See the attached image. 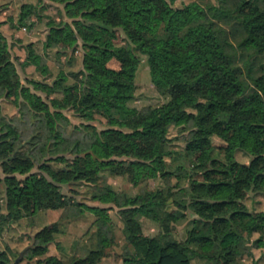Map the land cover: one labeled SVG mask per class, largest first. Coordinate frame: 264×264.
I'll use <instances>...</instances> for the list:
<instances>
[{"label": "trees", "instance_id": "16d2710c", "mask_svg": "<svg viewBox=\"0 0 264 264\" xmlns=\"http://www.w3.org/2000/svg\"><path fill=\"white\" fill-rule=\"evenodd\" d=\"M50 1L75 14L64 23L69 43H81L83 78L61 89L55 82L35 78H26L27 83H23L0 32V98L14 102L22 119L30 123L23 137L14 117L0 115V180L6 219L21 218L42 191L49 195L44 207L62 208V217L70 199L60 186L76 180L96 182L101 172L128 175L134 183L158 174H175L164 168V156L172 152L164 145L170 126H180L187 134L188 151L207 152L206 133H210L226 142V160L214 169L218 175L209 180L202 196L190 194L187 206L199 216L190 221L182 241L166 232L157 236L132 232L142 213L158 217L164 209L166 203L159 200L157 189L127 195L114 190L105 179L98 184L93 198L116 206L124 225L127 244L120 255L123 264H191L188 250L204 258V264H238V257L252 255L251 247L260 246L261 237L250 242L249 236L263 232L264 213L242 208L237 192L247 189L264 193V156L242 163L234 154L236 150L250 153L255 143L264 140V0H234L231 4L217 0L208 6L212 15L239 26V46L247 54L243 69L248 84L240 81L235 58L225 52L232 44L203 20L192 4L175 6L174 0ZM36 7L21 4L18 24L26 25L31 15L39 17ZM159 27L164 36L149 39ZM118 29L127 46L115 43ZM183 31L188 38L174 42ZM139 54L146 55L151 80L166 99L137 111L126 102L134 97ZM111 58L123 67H108ZM50 90L61 94L51 104L38 93L49 94ZM96 105L137 114V121L126 130H98L83 122L71 126L63 112L72 108L79 116L91 119ZM69 126L76 135L70 158L58 150ZM51 161L63 165L54 168ZM174 203L184 206L179 200ZM102 209L97 208L100 213ZM43 232L34 233L32 244L20 253L17 262L96 264L102 257L99 246L83 256L66 259L49 254L47 244L40 241ZM60 248L56 244V249ZM212 248L215 253L209 252ZM2 263L13 264L0 250Z\"/></svg>", "mask_w": 264, "mask_h": 264}, {"label": "rangeland", "instance_id": "374dc122", "mask_svg": "<svg viewBox=\"0 0 264 264\" xmlns=\"http://www.w3.org/2000/svg\"><path fill=\"white\" fill-rule=\"evenodd\" d=\"M1 2L0 7L10 4L6 9L11 18L14 12L17 17L21 4H35L39 17L31 15L26 25L18 24V18L14 23L15 30L8 43L11 57L15 61L20 79L23 83L26 78H35L54 83L57 89L68 84L78 82L83 78L82 72V48L81 43L70 44L68 41V27L64 22H70L75 17L73 11L65 10L63 4L51 2L50 0H6ZM217 0H174L175 6L192 4L193 9L198 12L203 20L209 22L216 30L232 44L225 48V52L235 58L239 66V77L243 84H248L243 69V61L247 54L239 46L241 30L238 25L230 19L214 16L208 6L215 4ZM234 0H229L231 4ZM12 18V19H13ZM164 36L162 27H159L155 34L149 39ZM188 38L187 32L183 31L173 41H185ZM115 43L127 46L123 32L116 31ZM161 63L165 60L158 56ZM107 66L113 69H120L123 64L117 59L111 58ZM44 67V70L41 68ZM90 82V79H87ZM135 92L134 97L126 102L127 107L137 111L146 106H156L165 101L154 86L146 55L139 54V61L134 75ZM38 93L51 104L61 94L58 91L50 90L49 94L44 91ZM63 112L68 116L70 125L83 122L94 125L98 130L106 127H121L124 130L137 121V114H125L114 110H108L102 105H96L92 109V118L81 117L72 108H66ZM0 115L6 118L14 117L20 126L23 137L29 131V121L22 119V112L9 98H0ZM71 126L63 136L58 147L60 153L70 158V151L75 142L76 135L71 133ZM187 134L180 126H170L168 139L164 145L165 149L172 151L164 156V168L174 170L175 174H158L134 183L128 175H114L100 173L96 182L76 180L60 186L61 191L69 198L70 203L67 210L62 208L48 210L44 207L49 198L46 191H42L37 201L29 206L25 214L15 221H9L5 217L3 184L0 180V250L5 251L13 264H27L26 260L17 262L20 253L33 241V235L38 230H44L40 239L41 243L54 250L56 244L60 249H71L78 252V255L87 254L89 249L99 246L104 254L110 255L116 261H120V255L126 251V238L123 232V222L118 213V208L111 203H103L93 198L100 182L105 179L112 185L114 190L127 195H135L144 190H158V198L166 203L158 217L152 214L142 213L139 216V223L132 228L133 233L145 236H157L161 232L169 233L172 237L182 241L190 226V221L197 218L190 207L188 199L190 194L203 195L207 183L212 177L218 174L214 169L225 162L226 142L217 135L206 133V141L210 149L207 152L202 150L188 151L185 147ZM264 156V140L254 144L250 153L236 150L235 159L242 163H248L254 156ZM54 168L63 164L51 161ZM36 169V168H35ZM1 174V171H0ZM240 205L254 214L264 213V193L247 189L238 190ZM176 200L184 204L178 207ZM103 208L101 213L97 208ZM34 212H32V210ZM106 216V217H105ZM175 217V218H173ZM69 225L66 230L65 226ZM261 237L260 246H252V255L243 254L237 258L238 264H264V230L260 234L253 232L249 236L251 242ZM215 253V248L209 250ZM190 256L191 264H204L205 259L193 255ZM220 261L222 259H219ZM4 264V263H2Z\"/></svg>", "mask_w": 264, "mask_h": 264}, {"label": "crops", "instance_id": "0c3cea01", "mask_svg": "<svg viewBox=\"0 0 264 264\" xmlns=\"http://www.w3.org/2000/svg\"><path fill=\"white\" fill-rule=\"evenodd\" d=\"M1 2H9L6 0H0ZM10 5V4H9ZM8 4H5L4 6L0 7V31L6 36L7 40L9 41L11 38V35L13 34V31L15 30L14 23L17 21V14L14 12V18L12 19L9 12L6 13V9L9 6ZM48 210H56V209H48ZM69 228V225L65 226V229L67 230ZM48 253L49 254H55L58 257L67 258L72 255H78V252L71 249L64 248L63 250L58 249H50L48 247ZM30 264H35L33 261L30 262ZM43 264V263H42ZM96 264H123L122 259L120 258V261H116L114 257L102 254L101 259Z\"/></svg>", "mask_w": 264, "mask_h": 264}]
</instances>
